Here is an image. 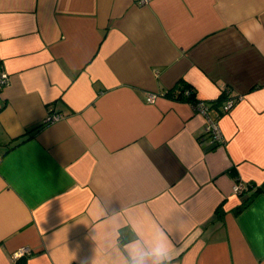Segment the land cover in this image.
<instances>
[{"label":"crops","instance_id":"obj_1","mask_svg":"<svg viewBox=\"0 0 264 264\" xmlns=\"http://www.w3.org/2000/svg\"><path fill=\"white\" fill-rule=\"evenodd\" d=\"M0 69V264H264V0H0Z\"/></svg>","mask_w":264,"mask_h":264},{"label":"clouds","instance_id":"obj_2","mask_svg":"<svg viewBox=\"0 0 264 264\" xmlns=\"http://www.w3.org/2000/svg\"><path fill=\"white\" fill-rule=\"evenodd\" d=\"M132 230L136 238L126 243L122 251L115 246V237L110 239L115 258L109 256L107 264H171L174 246L167 233L163 230L146 233L139 224H133Z\"/></svg>","mask_w":264,"mask_h":264},{"label":"built area","instance_id":"obj_3","mask_svg":"<svg viewBox=\"0 0 264 264\" xmlns=\"http://www.w3.org/2000/svg\"><path fill=\"white\" fill-rule=\"evenodd\" d=\"M8 80V74L4 70L0 69V90L8 83ZM190 92H192L191 88H186L184 91L186 96H188ZM158 95V93L149 92L146 94L145 99L147 102L153 103L155 102ZM234 102L235 98L227 96L222 103V112L229 111ZM188 103L191 105L193 110L198 112L205 119L203 136L207 138L208 146L214 148L223 145L225 143V137L222 134L218 120L210 114V105L203 100L197 99L196 97L188 101ZM56 118H58L57 114H50L48 115L47 120H53ZM244 189L245 184L241 181H236L232 186V190L234 193H241ZM28 251L29 249L27 247L20 248L19 251L15 254V258L25 255Z\"/></svg>","mask_w":264,"mask_h":264},{"label":"trees","instance_id":"obj_4","mask_svg":"<svg viewBox=\"0 0 264 264\" xmlns=\"http://www.w3.org/2000/svg\"><path fill=\"white\" fill-rule=\"evenodd\" d=\"M186 88H189V87H179V88H177L176 98L183 99V100H185L187 102L192 100L195 97V94H194V92L192 90V92H190V94L188 96H186V94L184 93ZM166 94L172 95L173 93H172L171 90H168V91H166ZM226 97H227V95L223 96L220 100L224 101V99H226Z\"/></svg>","mask_w":264,"mask_h":264}]
</instances>
